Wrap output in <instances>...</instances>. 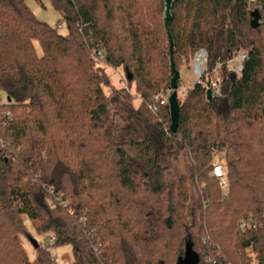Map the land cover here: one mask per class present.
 Here are the masks:
<instances>
[{
  "label": "trees",
  "instance_id": "1",
  "mask_svg": "<svg viewBox=\"0 0 264 264\" xmlns=\"http://www.w3.org/2000/svg\"><path fill=\"white\" fill-rule=\"evenodd\" d=\"M51 3L64 35L26 0H0V264H32L23 216L49 241L34 264H58L51 250L65 246L71 264H178L189 246L197 264H264V0H172L168 27L166 0ZM97 46L135 83L138 107L125 89L105 95ZM201 47L210 69L241 49L248 59L240 76L222 69L221 96L192 87L172 132L169 103L158 112L149 104L170 88L172 63L180 72L178 61ZM215 150L226 152L227 197L210 176ZM181 157L190 176L175 179ZM249 214L258 227L242 232Z\"/></svg>",
  "mask_w": 264,
  "mask_h": 264
},
{
  "label": "rangeland",
  "instance_id": "2",
  "mask_svg": "<svg viewBox=\"0 0 264 264\" xmlns=\"http://www.w3.org/2000/svg\"><path fill=\"white\" fill-rule=\"evenodd\" d=\"M26 4L32 13L37 17L38 20L47 23L49 26L53 28H57L61 34H66V24L64 18L54 9L52 6L51 0H26ZM36 49L38 54H41V49L36 44ZM244 50V49H241ZM245 51V50H244ZM94 55V53H93ZM95 56V55H94ZM192 59V58H191ZM190 56L183 57L178 61V70H180L181 76V85L178 89V97L180 103H183L189 90L192 88V81L194 79L191 69H190ZM97 64L103 68L106 76L109 80V86L104 87V92L106 96H110L112 90H122L125 89L127 93H129L133 97V103L135 107H138L141 103L139 95L136 93V85L135 83L130 84L127 81V75L122 67L114 68L108 66L106 62H100L96 59ZM159 66V65H158ZM218 75H222V70L218 72ZM160 92H163L165 95H168L171 92L170 88L167 89L165 85L160 89ZM0 96L5 99V94L0 92ZM23 109H19L18 114H22ZM8 145V144H7ZM7 147V146H6ZM13 149L7 150L6 154H10L12 156ZM215 161H219L225 165V171L228 175V170L226 167V152L225 150H215L212 155V163ZM189 164L187 160L183 157L179 158L174 163L173 168V178L177 179L180 176H190ZM211 176V175H210ZM228 177V176H227ZM229 182V181H228ZM222 191V189H221ZM223 195V191H222ZM198 195L196 194L194 188L190 187V196L189 200L186 204V214L187 220L191 227V230L194 234L200 230V211L198 208ZM26 226L31 233V238L27 239L26 237H21L20 242L26 250L28 257L32 264H34L35 260L38 257L37 249L39 246L47 247L49 241L45 240V235L37 233V223L27 219L26 216H23ZM200 234V233H199ZM198 234V235H199ZM51 234L47 235L50 236ZM51 242V241H50ZM37 245V246H36ZM52 256L56 259L58 264H71L73 262V257L71 253V247L65 246L57 249L51 250ZM248 256L257 263L256 254L251 250H247ZM187 264H195V255L193 253L188 254Z\"/></svg>",
  "mask_w": 264,
  "mask_h": 264
},
{
  "label": "built area",
  "instance_id": "3",
  "mask_svg": "<svg viewBox=\"0 0 264 264\" xmlns=\"http://www.w3.org/2000/svg\"><path fill=\"white\" fill-rule=\"evenodd\" d=\"M93 53L98 61L106 62L107 53L101 46H97L93 50ZM247 59L248 52L240 50L226 62H220L214 68L210 69L209 54L207 49L204 47L199 48L194 53L190 61V69L194 77L192 81V87L200 86L205 92L210 90L213 98L221 96L222 77L218 75V72L225 68L228 73L240 76ZM170 94L171 92H169L168 95H165L163 92L157 93L153 97L152 102L149 104V109L153 112H158L162 106L167 104ZM211 177L218 181L219 187L222 189L224 197H227L229 183L227 173L225 171V165L219 161L213 162ZM61 203L62 202L59 193L51 194L47 202L48 207L51 210H56L58 205ZM238 226L242 232H246L256 229L258 227V223L255 221L253 215L249 214L248 216L240 219ZM48 237L51 242L54 241L53 235ZM205 262L209 263L208 260Z\"/></svg>",
  "mask_w": 264,
  "mask_h": 264
},
{
  "label": "water",
  "instance_id": "4",
  "mask_svg": "<svg viewBox=\"0 0 264 264\" xmlns=\"http://www.w3.org/2000/svg\"><path fill=\"white\" fill-rule=\"evenodd\" d=\"M171 4H172V0H166V3H165V26L166 27H168L169 22H170V18H171V12H170L171 11ZM258 19H259V16L256 14V16L252 22V25L255 28L258 26ZM172 47H173V40L170 37V48H172ZM172 70L174 72V75H173L171 82H170L171 94L169 96L168 103H169V109H170V117H171V121H172L171 131L176 132L177 128H178V124H179V113H180V107H181L179 97H178V89H179L178 81H179L181 76H180V72L175 69L173 63H172ZM231 76L233 78L235 77L234 74H231ZM212 98L213 97L211 95V91L208 90L206 92V99L212 100ZM190 252L193 253L191 246L188 247L185 258L184 259L180 258L178 264H187L188 254ZM197 262H198V257H197V255H195V264H197Z\"/></svg>",
  "mask_w": 264,
  "mask_h": 264
}]
</instances>
